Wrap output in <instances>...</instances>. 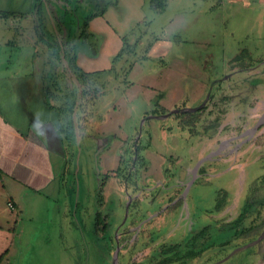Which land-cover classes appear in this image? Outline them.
<instances>
[{
    "label": "rangeland",
    "instance_id": "obj_1",
    "mask_svg": "<svg viewBox=\"0 0 264 264\" xmlns=\"http://www.w3.org/2000/svg\"><path fill=\"white\" fill-rule=\"evenodd\" d=\"M40 1L46 17L44 33L49 30L62 41L66 36L74 37L77 64L83 70L102 71L114 65L122 71L130 63L133 66L123 81L122 77L113 79L110 84L115 87L104 91V99L97 105L106 124H98L105 120L90 118L88 128L81 130L68 147L73 154L68 171L63 175V165L58 181L34 189L36 193L29 191L25 207L20 205L22 211L7 264H107L108 239L104 237L108 234L114 235V246L118 244L122 254L117 264L144 262L159 245L184 238L196 222L207 224L213 218L221 219L223 213L227 220L233 219L243 205L251 180L264 172V152L259 157L251 156L248 162L255 158L251 165H244L246 156L242 155L243 150L247 154L254 152L255 146L264 148V123L248 143L235 148L240 134L264 111V0H166L160 13L150 9L149 0ZM25 2L18 0L17 8L24 10ZM113 2H120L118 8H112ZM107 9L112 12L106 13ZM102 10L88 23L92 36L83 38L81 25L85 17ZM35 20L34 16V25ZM140 20L143 22L138 23ZM31 30L27 29L26 40L32 43L27 45H33L35 61L37 55L44 56L43 72L48 71L47 46L37 41ZM122 36L135 46L134 53H125L114 61L123 46ZM243 49L262 61L249 69H240L239 62L229 66V60ZM209 94L216 105L210 103L200 114L199 125H207L219 116L217 133L211 137H197L181 129L179 120L171 115L166 117L165 129L159 128L160 119L143 116L156 102L169 112L181 102L185 109L197 108ZM50 103L57 104L54 99ZM136 127L137 137L141 135L143 142H148L144 130L151 136L145 151L148 168L141 173L142 184H146L148 176L164 177L166 171L167 178L177 173L182 180L188 175L183 186L173 188V180L164 186L165 191L173 189L164 199L166 208L152 204L153 198L143 194L135 201L139 192L132 197L129 185L105 175L117 167L119 149L129 163ZM211 153H215L213 161L211 158L201 165L216 167L215 170L199 174L200 165L197 177L185 192L194 162ZM61 157V148L52 151L48 168L56 171ZM216 157L226 160L215 165ZM221 188L230 193L226 211L206 213L204 210L213 207ZM99 193L102 204L97 203ZM97 212L106 218L107 231L103 236L95 233ZM247 222L255 225L254 230L233 238L220 251L207 250L192 264H252L247 253L250 248L233 251L235 244L257 239L264 232V211ZM222 234L218 239L223 241L227 235ZM124 239L129 242L123 246Z\"/></svg>",
    "mask_w": 264,
    "mask_h": 264
},
{
    "label": "trees",
    "instance_id": "obj_2",
    "mask_svg": "<svg viewBox=\"0 0 264 264\" xmlns=\"http://www.w3.org/2000/svg\"><path fill=\"white\" fill-rule=\"evenodd\" d=\"M115 5L116 2H113ZM148 5L151 10L156 13L163 12L166 7V0H149ZM48 10V9H47ZM49 12V10H48ZM104 12H93L85 17L81 25V36L83 38L91 37L92 33L88 31L89 21ZM32 13L35 16L34 30L37 36V41L42 42L48 49V71L43 72V92L45 96V104L55 110L58 115L57 130L64 142L66 149V160L63 168V175L68 167V164L73 157L70 153V145L74 143L76 135H81V130L88 128L90 118L94 121L105 120L101 117L97 105L101 102L104 91L112 89L111 82L119 80L122 77V81L125 79L124 75L131 70L133 64L130 63L128 68L119 71L114 65L110 68L102 71L87 72L83 70L77 64V53L75 51V42H73L72 36H66L65 40L55 36L48 30L49 33H44L45 24V10L40 0H33ZM2 16L13 15L7 11L1 12ZM140 20L138 23H142ZM57 28V27H56ZM126 36H122L123 46L114 56L113 60H119L125 53H134V45H131L125 41ZM152 42L148 45L147 51L152 46ZM142 58H145L143 55ZM47 61V60H46ZM262 60L260 58L252 57L251 53L247 50H241L235 54L229 60V66L235 62H239L240 69H249L254 65H257ZM68 68H67V66ZM118 70V71H117ZM47 73V74H46ZM50 99H54L57 104H51ZM103 99V98H102ZM214 102L211 94L205 101L203 106L197 107L193 111H183L184 102L175 105V108L179 111L171 113L170 115L175 119H178V127L181 129H187L192 135L197 137H211L217 133V128L220 124L219 116L209 120L207 125L201 124L200 114L203 113L210 103ZM214 105L215 102H214ZM169 112L168 109L160 106L157 102L153 108L146 110L144 117L150 115H161ZM91 120V121H92ZM165 120V119H163ZM161 120V122L163 121ZM136 136L131 139L132 153L129 157V163L126 162L125 153L119 149V163L117 167L110 170L105 175L114 176L116 181L127 187L130 186L132 190L131 196H135L137 192L141 190L139 180L141 173L148 168V161L145 156V151L150 145V133L145 131L146 139L148 142L142 141V136L138 135V129ZM143 132V129H142ZM69 147V148H68ZM125 149V148H124ZM126 150V149H125ZM262 161V162H261ZM262 168L264 170V157L261 160ZM128 165V166H127ZM199 174H203L207 171V167L201 166L199 168ZM169 172H165V176ZM104 181L99 182V191H102V185ZM97 198V203L102 204L103 198ZM140 195H137L135 201L139 200ZM229 197V192L226 189L217 190L215 203L213 207L208 210H204L208 214L222 213L226 208V202ZM132 204V202H131ZM130 204V206H132ZM264 211V172L258 177L253 178L249 184L248 191L246 192V198L240 208L239 213L231 220H227L222 217L221 219L213 218L211 222L207 224H195V227L187 232V235L179 241L168 242L159 245L155 252L144 262H134L133 264H192L193 260L199 259L207 250L220 251L226 245L231 243L233 238L242 236L250 232L255 225L252 223L248 224V219L251 217H260ZM227 216V215H225ZM106 218L102 216L100 212L95 215V233L101 232V235L107 231ZM219 221V222H218ZM198 223V222H196ZM219 224L218 226H214ZM127 225V224H126ZM137 225V224H136ZM123 228V227H122ZM121 228V229H122ZM215 229V230H213ZM222 232H225L226 239L219 240V235L223 236ZM118 233H121L120 230ZM220 236V238H221ZM104 238L108 239L106 245L108 254V263L111 261V254L115 249L114 235L108 234ZM126 239L123 240V246ZM110 242V243H109ZM126 242H129L127 240ZM130 244V243H129ZM121 252L118 253V258L121 256ZM3 256H0V260Z\"/></svg>",
    "mask_w": 264,
    "mask_h": 264
},
{
    "label": "crops",
    "instance_id": "obj_3",
    "mask_svg": "<svg viewBox=\"0 0 264 264\" xmlns=\"http://www.w3.org/2000/svg\"><path fill=\"white\" fill-rule=\"evenodd\" d=\"M119 4L116 2V7L112 3L110 5L118 8ZM17 6L18 0H0V256H3L0 264H7L12 254L15 227L22 211L20 205L25 207L29 191L36 193L34 189L40 190L58 181L59 170L66 160L65 145L57 130L59 115L45 104L44 56L37 55L35 61L33 45H27L30 41L32 43V40H26L29 38L27 29L32 28L35 32L33 0H26L24 10ZM4 11L13 15L2 16ZM107 11L112 12V9ZM11 34L13 38H10ZM106 120L98 124L104 125ZM166 120L160 122V129H165ZM60 148L61 163L56 171L51 170L47 165L49 154L60 151ZM225 160L218 158L216 165L223 164ZM186 177L181 180L177 173L171 178L148 176L146 184H142L140 178L138 195L152 197V204L166 208L164 199L173 189L165 191L164 186L172 180L175 182L173 188L183 186ZM56 191H59V185H56ZM8 200L13 202V209L7 206ZM235 245L233 252L250 248L247 253L252 257V264H264V232L257 239Z\"/></svg>",
    "mask_w": 264,
    "mask_h": 264
},
{
    "label": "water",
    "instance_id": "obj_4",
    "mask_svg": "<svg viewBox=\"0 0 264 264\" xmlns=\"http://www.w3.org/2000/svg\"><path fill=\"white\" fill-rule=\"evenodd\" d=\"M67 68H68V66H67ZM203 104L200 105L199 107L203 106ZM196 109L197 108H191V109H185V108H183L181 110H183V111H193V110H196ZM177 111H179V110L178 109H175V110H172V111L167 112L165 114H161V115H157V116L156 115H151V117H156V118H159V119H163V118H166L171 113H174V112H177ZM142 123H143V121H142ZM263 123H264V111L260 115H258V117L256 118V121H254L253 124L248 129H246L244 132H242L240 134L239 138L241 140H240V143L238 144V146H240L243 142L247 141L256 132V130L259 128V126L262 125ZM213 154H215V153H211L207 157L201 158V159H199V160L196 161V163L194 164L193 168L191 169L192 177H191V179L186 184V190H185V192L188 190V188L193 183L194 179L197 177V169H198V167L204 161H206L207 159H210L213 156ZM128 198H129V201H130L131 200V196L128 197ZM129 201L127 202V206L129 204ZM126 216H127V212H126ZM116 234H117V231L115 232V235ZM116 242H117V240H116ZM118 252H119V245L116 244L115 249H114V251L112 253V257H111V264H117Z\"/></svg>",
    "mask_w": 264,
    "mask_h": 264
},
{
    "label": "flooded vegetation",
    "instance_id": "obj_5",
    "mask_svg": "<svg viewBox=\"0 0 264 264\" xmlns=\"http://www.w3.org/2000/svg\"><path fill=\"white\" fill-rule=\"evenodd\" d=\"M256 131H257V130H256ZM250 138H251V137H250ZM250 138H249V139H250ZM249 139H248V140H249ZM239 140H241V139L239 138ZM248 140H247V141H248ZM247 141L243 142L240 146L242 147L243 144L248 143ZM220 143H222V142H220ZM239 143H240V141H239ZM239 143H238V144H239ZM263 146H264V145H263ZM238 147H239V146L237 145L235 148L237 149ZM241 147H240V148H241ZM261 149H262V150H261ZM237 150H238V149H237ZM237 152H238V151H237ZM263 152H264V148H262V147H258V146H257V147L255 146L254 152L249 151V154H247L248 152H245V156H246V157H245V159H244V160H245V161H244V165H245V164H248V163L251 165L252 162L255 160V158H254V159L251 158V159L249 160V162H248V159H249L251 156H253V157H257V156H258V157H259V156H261V155L263 154ZM211 158H212V157H211ZM211 158H210V159H211ZM218 158H219V157H218ZM218 158L216 157L215 159H218ZM210 159H207L206 161H208V160H210ZM213 159H214V158H212L211 161H213ZM206 161H204V162L202 163V165H203ZM249 164H248V165H249ZM202 165H201V166H202ZM215 165H216V163H215ZM210 167H211V166H210ZM210 167H207V171H206L205 173L209 174L211 171L215 170V168H216V167H213V166H212L213 168H210ZM205 173H203V174H205ZM197 175H198V173H197ZM256 177H257V176H256ZM256 177H255V178H256ZM224 211H226V209H225ZM224 211H223V212H224ZM227 211H228V210H227ZM228 212H229V211H228ZM225 215H226V214L223 213L222 217H224ZM203 223H204V222H203ZM195 224L197 225L198 223H195Z\"/></svg>",
    "mask_w": 264,
    "mask_h": 264
},
{
    "label": "built area",
    "instance_id": "obj_6",
    "mask_svg": "<svg viewBox=\"0 0 264 264\" xmlns=\"http://www.w3.org/2000/svg\"><path fill=\"white\" fill-rule=\"evenodd\" d=\"M7 206L10 208V209H13L14 208V204L11 200H8L7 201Z\"/></svg>",
    "mask_w": 264,
    "mask_h": 264
}]
</instances>
